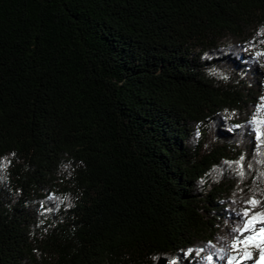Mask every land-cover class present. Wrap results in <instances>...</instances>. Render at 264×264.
<instances>
[{"label":"trees","instance_id":"trees-1","mask_svg":"<svg viewBox=\"0 0 264 264\" xmlns=\"http://www.w3.org/2000/svg\"><path fill=\"white\" fill-rule=\"evenodd\" d=\"M259 53L264 0H0V264H225Z\"/></svg>","mask_w":264,"mask_h":264},{"label":"snow or ice","instance_id":"snow-or-ice-1","mask_svg":"<svg viewBox=\"0 0 264 264\" xmlns=\"http://www.w3.org/2000/svg\"><path fill=\"white\" fill-rule=\"evenodd\" d=\"M258 55H264V53ZM260 101L261 103L255 105V108L256 112L261 115H254L249 121L255 135L257 148L264 145V96L260 97ZM235 127L241 126L236 125ZM240 167L243 169L242 163ZM260 203L255 197H250L245 201V208L239 212L242 224L234 227L229 245L236 255L226 257V264H245L247 261H254V264H264V212L255 211ZM258 225L261 226L257 227ZM252 249H256L258 255L254 254ZM184 254L187 255V253ZM206 259L211 261L213 257L208 256ZM166 264H177V259L175 257L169 259Z\"/></svg>","mask_w":264,"mask_h":264},{"label":"water","instance_id":"water-1","mask_svg":"<svg viewBox=\"0 0 264 264\" xmlns=\"http://www.w3.org/2000/svg\"><path fill=\"white\" fill-rule=\"evenodd\" d=\"M165 262H166V259L160 257V258L157 260L156 264H165ZM250 264H254V261H251Z\"/></svg>","mask_w":264,"mask_h":264},{"label":"rangeland","instance_id":"rangeland-1","mask_svg":"<svg viewBox=\"0 0 264 264\" xmlns=\"http://www.w3.org/2000/svg\"><path fill=\"white\" fill-rule=\"evenodd\" d=\"M231 251H232V249H231ZM232 254H233V255H236V253H234L233 251H232ZM257 255H258V254H257ZM225 264H226V262H225Z\"/></svg>","mask_w":264,"mask_h":264}]
</instances>
